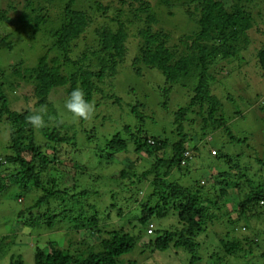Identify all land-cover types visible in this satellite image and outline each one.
<instances>
[{
  "label": "trees",
  "instance_id": "16d2710c",
  "mask_svg": "<svg viewBox=\"0 0 264 264\" xmlns=\"http://www.w3.org/2000/svg\"><path fill=\"white\" fill-rule=\"evenodd\" d=\"M42 1L43 4L35 6L32 0H21L20 4L23 6L18 16H15L21 24L18 28L20 36L26 35L30 47L37 46L36 49L39 50L34 69L22 68L24 66L22 56L20 58L23 62L20 59L11 62L9 68L0 64V120H5L10 127L11 150L10 155L0 156V193L12 185L3 176L4 171L9 170L10 177L21 186L25 187L32 183L43 192L37 206L48 205L44 217L49 226L56 225L59 220L74 221L77 227L90 223L89 225L95 226L99 239L96 245L91 246L90 242L87 243L90 249L76 248L71 244L66 247L49 242L47 247L37 250L35 264H129L121 260V257L135 249L139 237L142 236V232L136 230L148 225L150 228L155 217L165 218L169 215L177 217L179 226L175 230L163 229L155 239L150 238L147 246L151 247L152 251L167 253L173 247L183 248L191 255L194 264L201 259L199 249L207 243L206 239H210L211 247H218L221 255L242 258L243 254L248 252L250 239L246 234L239 235L242 234L241 230L249 229L244 223L242 225L239 223L243 220H253L257 224L255 218H259L262 213L260 207L264 205V159H258L261 164L259 168L251 166L255 167V170L249 171L248 167L232 163L230 154L217 151L219 161H216L218 165L214 167V171L210 172L212 184H208V187L206 182L189 183L176 180L171 175L174 169L183 175L186 174L187 167L194 158L189 144L190 141L193 142L194 137L185 131V123L188 120L196 122V115L203 117V124L200 125L202 138L223 129L232 140H238L231 132L224 117L223 104L213 93L212 87L219 81L220 62L227 65L230 73L235 72L234 68L237 69L235 62L242 58L241 49L247 48L250 43L248 30L253 26L251 13L239 4H235L234 10L231 11L223 0H187L183 2V6L189 16L192 17L199 12L200 30L181 36L179 39L181 45L175 44L171 47L169 45L171 35L152 26L161 20L160 14L153 9L152 0L109 2L95 0L93 5L91 3L89 6L82 5L86 0ZM87 2L90 3L91 0ZM115 6H118L116 10L119 12L126 6L148 12L145 20L143 19L144 23L139 27L140 39L133 62L135 72L141 74L144 67L158 69L166 78L165 94H168L175 84L192 88L188 106L180 108L175 113L173 133L178 138L173 136L174 139L161 140L144 135L142 127L134 130L132 126L125 125L112 137L106 135L104 147H98L108 154L109 159L131 149L142 154L155 152L157 155V160L153 161L141 175L132 173L129 169L122 170L121 173L124 178L137 176V180L131 182L137 189L149 182L148 192L138 206L140 209L135 210L138 214L141 212V215L136 219V223L131 220L128 222L130 228L134 226V231L120 227L114 222H108L113 228L107 223L103 225L97 205L85 199L93 194L92 191L87 188L79 190L80 185H84L87 180L84 176L88 173L84 171L88 170L86 164H83L86 166L83 171L80 168V172H66V180L68 175L73 176V186L67 182L66 185L64 182L60 183L55 177L57 171L55 164L63 161L61 157L63 150H72L74 155L75 149L80 147L79 138L84 139L85 136L81 128L84 127L86 120L70 117V113L60 110L56 102L52 101L51 95L63 90L68 97L73 89L80 88L86 99L93 103L103 90L100 86L101 81L117 73L118 67L127 55L129 24L119 18H110L108 13ZM10 7L12 10L17 8L11 4ZM29 8L31 11H28ZM8 11L7 8H0V20L9 16ZM98 13L101 18L105 17V22L95 29L98 46L91 51L93 59L91 57L89 59L86 52L76 54L75 57L78 43ZM129 23L132 24L133 21ZM23 42L20 41L19 44L23 45ZM8 46L11 47L10 50L14 49L11 42ZM258 55L264 69V49ZM86 59L90 60L89 64H86ZM94 62H97L96 67L92 64ZM4 70L10 71V74ZM16 77H20L21 80H17ZM26 83L30 84L29 95L23 93L24 88L18 89ZM9 84L13 86V90L17 87L20 93L34 98V108L22 111L13 109L7 91ZM118 101L119 98H115V102ZM45 106H47L45 126L41 128L31 126L28 116L38 111L44 112ZM260 109L264 112V102ZM132 112L143 120L138 106L133 107ZM37 129L41 132L42 141L37 138ZM87 139L90 140L91 137ZM169 143H173L171 155L168 158L160 157L159 151L166 148ZM81 156L82 151L74 158L79 160ZM215 169L219 171L216 173ZM124 186L128 185L122 182L117 187L119 190L104 189L110 192L114 200L111 203L112 207H117L120 203L116 196L126 197L121 200L123 206L118 207L120 215L124 213L126 200L130 199L128 195L123 194ZM226 196L239 198L238 203H235L236 209L228 208ZM52 205H64V208L57 213L55 208L51 209ZM233 213H237L238 216L232 218ZM111 218L107 216V220L111 221ZM212 226L223 228L222 232L213 235V240L212 234L208 233ZM203 233L206 236L204 241L201 240ZM81 244H86V241ZM261 256L263 257L264 253ZM10 264L24 263L21 256H12Z\"/></svg>",
  "mask_w": 264,
  "mask_h": 264
},
{
  "label": "rangeland",
  "instance_id": "374dc122",
  "mask_svg": "<svg viewBox=\"0 0 264 264\" xmlns=\"http://www.w3.org/2000/svg\"><path fill=\"white\" fill-rule=\"evenodd\" d=\"M20 1L1 0L2 3H0L1 9L7 8L9 10V16L0 20V64L5 68H9L11 62H17L20 59V61H24H22L24 64L22 68L34 69L39 50L37 51V46L31 48L26 35L20 36L18 32L21 24H19L20 22L17 21L16 17L21 11V6H23ZM32 1L35 6L44 2L42 0ZM94 1L91 0L89 3L86 0L82 2V5L86 4L89 6L91 3L93 5ZM104 1L109 2L111 0ZM152 1L153 9L160 14L161 19L159 23H153L152 26L155 29L160 28L171 35L169 39L171 47L175 44H180L179 39L181 36L187 33H196L200 30L198 23L199 12L197 11L190 17L187 9L183 6V2L187 0ZM223 1L231 11L234 10L235 4L241 5L251 13L253 23V26L248 30L250 43L247 48L241 49L242 58L235 62L237 69L233 67L235 72L230 73L227 65L224 62H220L219 81L212 87L213 93L223 104L224 117L229 123L231 132L238 137V140H232L223 129L202 138L200 125L203 124V117L196 115V122L188 120L185 123V131L194 137L193 142H189L190 152L194 155V158L187 167V175H183L176 169L172 171L174 176L171 175L176 180H183L189 183L191 181L202 182V184L206 182V187L209 186L208 184H212L210 172L214 171V167L218 165L216 164V161H219L217 160V151L230 154L232 163H239L243 167H248L249 171L255 170V167L251 168V166H258L259 168L261 164L258 159H264V112L260 109L261 104L264 102V69L258 55L264 49V0ZM10 4L16 5L17 8L12 10ZM59 6L61 7V4ZM117 7H113L108 14L110 18H119L129 24L127 55L123 63L118 67L117 73L101 81L100 86L103 90L92 103L94 112L84 122V127L81 128L82 134L84 133L85 135L84 139L83 137L79 138L80 147L75 149L74 155H72V150H63L61 154L63 161L55 164L57 168L55 177L58 178L60 183L64 182L66 185L67 182L68 185L73 186V176L68 175L66 180V172H80V168L83 171V168L87 166L88 170H84L88 172L84 175L87 180H85L84 185H80L81 188L79 190L87 188L92 191L93 194L85 199L97 205V211L99 210L100 220L103 225H106L105 223L109 225L111 223L108 222H114L120 227L134 231V226L130 228L128 222L131 220L136 223V219L141 215V212L138 214L135 210L139 208L138 206L145 198L149 189V182L144 187L141 185V188L137 189L131 184L132 180H137V176L124 178L121 173L122 170L129 169L132 173L136 172L137 175H141L150 167L153 161L157 160V155L155 152L149 154L144 152L142 154L131 149L129 152L120 153L117 157L109 159L108 154L101 149L105 144L104 139L106 135L107 137H112L116 132L121 131L125 125L132 126L134 130L142 127L143 134L146 136H154L161 140L174 139L173 136H176L173 133L175 130V113L180 108L188 106L192 96V88L175 84L168 94H165V87H167L166 78L158 69L144 67L141 74L135 72L133 62L137 55L140 39L138 35L139 27L144 23L148 12H142L136 8H128L129 6L119 12L116 10ZM28 11H31V8ZM104 18H101L99 13L96 15L92 25L78 43L75 57L76 54L86 52L88 53V58L93 59L91 51L98 46L95 29L105 22ZM131 21H133L132 24L129 23ZM20 41H24L23 45L19 44ZM9 42L12 43L13 50H10ZM89 59H86V64L90 63ZM92 64L96 67L97 62ZM213 70L215 71V68ZM4 71L8 75L10 74V71ZM16 79L21 80L20 77H16ZM26 84H23L18 89L24 88L25 91L23 93L28 94L30 84ZM7 91L10 105L13 109L22 111L23 109L34 108L35 99L31 96L29 98V94L20 93V91H17V87L13 90V86L10 84ZM66 96L63 90L51 95L52 101H55L58 108L64 112H66L64 108ZM115 98H119V101L115 102ZM136 106H138L139 113L143 115L142 121L132 112V108ZM43 111L47 112V106L44 107ZM79 127L80 124L78 125V130ZM36 133L38 140L42 141L40 130L37 129ZM89 137H91L90 140L87 139ZM9 142L10 127L5 120H0L1 157L10 155ZM172 150L173 143H169L166 148L159 151L158 155L168 158ZM81 151L82 156L79 157V160H76L74 157ZM253 163L256 164L253 165ZM83 164H86V166ZM218 171L219 169H215L216 173ZM3 176L12 185L0 193V241L2 243L0 244V264H10L12 256H21L24 264H35L37 250L39 248L44 249L49 242H56L66 247L71 244L76 246V248L88 249L90 248L87 243L90 242L91 246L92 244H97L99 236L96 234L95 226L89 225L90 223L77 227L74 221L59 220L56 225L49 226L44 217V214L47 213L48 205L37 206L43 192L32 183L25 187L21 186L15 179L10 177L9 170L4 171ZM122 182L128 185L122 188L124 190L123 194L128 195L130 199L126 200L124 213L120 215L119 208L123 206L121 205L123 202L121 200L126 197L119 198L116 196L117 201L120 203L117 204V207H112L111 203L114 200L111 198L110 192L104 189L114 188L119 190L117 187ZM100 190L102 191L101 194ZM225 200L229 209H236L235 203H238V197L226 196ZM63 206L52 205L51 209L55 208L56 212L59 213L63 210ZM260 209L262 213L259 218H255L257 224L253 220H243L239 223L241 225L244 223L249 228L248 230H241L242 234L239 233V235L245 236L243 234H246L250 239L248 252H245L242 258H238L235 255H221L218 247H211L210 239H206L203 233L201 240L204 241L206 239L207 243L203 244L199 249L201 259L194 264H264V256H261L264 253V205ZM107 216H111L112 220H107ZM237 216V213L232 214V218ZM152 223L154 224H151L150 228L148 225V227L145 226L136 230V232L140 230L142 236H138L140 240L137 242L135 249L129 254L122 256L121 260H125L129 264H192L191 255L183 248L173 247L171 251L165 253L154 252L151 247L147 246L150 238L155 239L163 229L175 230L179 226L177 217L175 215H169L165 218L155 217ZM230 225L235 226L234 224ZM111 228L113 227L111 226ZM222 231L223 228H220V226H212L208 232L212 234L211 240H213L215 233ZM84 241H86V244H81Z\"/></svg>",
  "mask_w": 264,
  "mask_h": 264
},
{
  "label": "clouds",
  "instance_id": "9594fccd",
  "mask_svg": "<svg viewBox=\"0 0 264 264\" xmlns=\"http://www.w3.org/2000/svg\"><path fill=\"white\" fill-rule=\"evenodd\" d=\"M64 108L76 119L87 120L94 112V106L90 103L85 93L80 88H75L68 95L64 102ZM45 112H35L28 116V122L35 128H41L45 126Z\"/></svg>",
  "mask_w": 264,
  "mask_h": 264
}]
</instances>
